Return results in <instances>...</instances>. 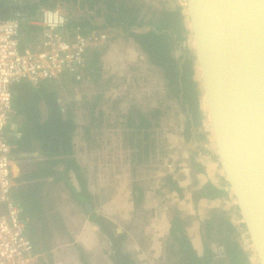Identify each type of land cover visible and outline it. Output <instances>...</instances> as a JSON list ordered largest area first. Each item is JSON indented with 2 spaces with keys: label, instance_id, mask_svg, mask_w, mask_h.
I'll list each match as a JSON object with an SVG mask.
<instances>
[{
  "label": "rangeland",
  "instance_id": "obj_1",
  "mask_svg": "<svg viewBox=\"0 0 264 264\" xmlns=\"http://www.w3.org/2000/svg\"><path fill=\"white\" fill-rule=\"evenodd\" d=\"M143 1L155 8L180 6L189 28L185 0ZM116 31H112L114 35L109 36L107 46L102 48L98 58L100 69L95 80L87 67L80 80L62 84L59 78L53 88L62 109L72 110L76 117L78 128L73 135L80 147V159L84 162V171L79 173H92L91 163L99 158L102 164L96 165L95 173L97 169L101 172L100 183L104 187L101 201L108 213L111 206L105 202L110 197L106 192L110 177L115 179L121 201H126L127 195L131 197V213L124 220L116 217L117 230L122 231L116 235L119 236L117 245L133 264H178L180 257L169 236L171 219L178 216L199 256L208 245L212 252L210 264H228L223 250L226 238L221 229V220L226 219L236 228L230 235L246 252L250 264H257L231 190L213 156L212 136L201 89L199 125L189 140L182 133L184 115L181 107L161 71L149 64L146 55L130 38ZM184 45L182 47H187L190 55L194 53L190 32ZM178 48H172L174 57L178 56ZM193 78L200 88L196 71ZM134 109L148 117L146 130L126 128L128 122L124 116ZM153 109L159 112L151 116ZM10 122L11 117L7 125ZM169 174L179 189L166 180ZM207 180L222 185L225 194L215 199L198 198V188ZM133 193L138 197L136 202ZM117 212L109 214L114 216ZM28 224L27 221L26 228ZM118 225L124 227L119 229ZM209 225L211 228L207 229ZM108 228L116 229L112 225ZM78 246H52V253L45 257L46 261L48 264H94L91 263L92 258L93 261L100 259L103 264L112 263L110 255L82 253Z\"/></svg>",
  "mask_w": 264,
  "mask_h": 264
},
{
  "label": "trees",
  "instance_id": "obj_2",
  "mask_svg": "<svg viewBox=\"0 0 264 264\" xmlns=\"http://www.w3.org/2000/svg\"><path fill=\"white\" fill-rule=\"evenodd\" d=\"M60 7L67 13V23L63 30L70 31L79 27L81 33L95 29L117 30L130 38L136 47L146 55L152 66L158 68L168 88L184 115L182 133L191 139L199 125L201 109L199 107L198 82L193 78L195 73V56L184 45L189 28L184 22V14L180 6L175 8H155L143 0H0V20L18 14L20 32L24 34L25 43L31 44L40 27L30 22L42 7ZM116 31V32H117ZM110 37V38H111ZM178 48L174 57L172 48ZM102 49V48H100ZM93 49L86 56L84 66L79 70L80 77L75 73H64L59 78L63 83L80 80L85 68L90 69L91 78L98 76L100 64L98 58L102 50ZM77 72V71H76ZM41 81L32 85L27 81L13 83L11 91V122L5 127V136L10 145L11 160L18 167V175L13 187V198L19 203L22 215L28 219V236L37 250H47L50 245L47 239L39 236L36 224L32 220V211L39 209L41 183L59 174L56 170L62 164L64 172L79 170L75 162L72 138L76 129L74 112L62 109L55 91L57 80ZM54 87V88H53ZM158 109L150 112L158 114ZM128 130H146L149 126L148 117L131 110L127 116ZM17 123V127L14 124ZM37 152L36 154L32 153ZM166 180L179 189L176 181L169 174ZM225 194L222 185L207 180L198 188V198L215 199ZM27 224V221H26ZM222 232L225 234L223 250L228 264H250L246 252L239 246L230 233L235 226L226 219L221 220ZM45 226V225H44ZM43 227V225H42ZM214 227V226H213ZM219 227V226H218ZM108 228V227H107ZM209 225L207 229H210ZM44 230V228H41ZM40 229V230H41ZM109 231V230H108ZM44 233V231H42ZM172 246H176L179 254L178 264H210L212 252L207 245L202 256H199L186 235L180 218L173 216L169 228ZM110 241L112 264H133L128 255L117 245L119 236L108 235ZM113 241V244L111 243ZM80 249V247L78 246ZM38 264H48L38 259Z\"/></svg>",
  "mask_w": 264,
  "mask_h": 264
},
{
  "label": "water",
  "instance_id": "obj_3",
  "mask_svg": "<svg viewBox=\"0 0 264 264\" xmlns=\"http://www.w3.org/2000/svg\"><path fill=\"white\" fill-rule=\"evenodd\" d=\"M185 3L213 156L264 264V0Z\"/></svg>",
  "mask_w": 264,
  "mask_h": 264
},
{
  "label": "built area",
  "instance_id": "obj_4",
  "mask_svg": "<svg viewBox=\"0 0 264 264\" xmlns=\"http://www.w3.org/2000/svg\"><path fill=\"white\" fill-rule=\"evenodd\" d=\"M67 16L58 6L42 7L39 38L22 46L18 14L0 20V264H38L39 257L12 193V160L4 132L12 114L10 86L20 81L35 86L64 73H75L78 79L88 53L100 49L111 35L108 29L65 31Z\"/></svg>",
  "mask_w": 264,
  "mask_h": 264
},
{
  "label": "crops",
  "instance_id": "obj_5",
  "mask_svg": "<svg viewBox=\"0 0 264 264\" xmlns=\"http://www.w3.org/2000/svg\"><path fill=\"white\" fill-rule=\"evenodd\" d=\"M39 19L40 13L38 11L36 16L32 18L30 22L32 25L39 27ZM38 35L39 33L34 36V39L39 38ZM24 37L26 36L20 33L21 46L25 43L23 39ZM74 120L76 122L75 115ZM14 127H17V123L14 124ZM77 128L78 127L74 130V134L77 132ZM72 144L75 162L78 165L79 170L77 173H74L72 170H69L66 173L62 170L64 169L62 168V164H58L56 170L59 171V174L55 177H49L41 183V190L39 192L41 203H39L38 210L36 209L32 211V220L36 224L39 236H42L44 240L47 239V244L50 245V249L47 250H36L34 247L35 252L39 256V260H45V257H50L52 253L51 247L56 246L57 244L70 247L74 244H79L81 247L80 252L82 253L90 255L92 253L96 255L99 253H106L107 255H110L112 251L110 241H108V235L115 236L122 232L117 230L116 217L120 220H124L131 213L133 207L131 197L127 194L128 201L127 199L126 201H121L119 199L118 194L120 193L115 187V179L110 177L108 181L109 186L106 187V192L110 197L106 199L107 201L104 200V202L106 201L105 203L111 206L109 208V213L112 211L118 212L114 216L108 213V209L102 205L101 201L102 188H104L101 187L100 183L101 172L97 169V172L95 173L96 165L98 166L102 163L99 161V158L96 157L91 163L92 173L80 174V171H84V162L80 159V147L75 140V135H73ZM36 153L37 152H33L32 154ZM12 175L14 178L18 175V167L13 161ZM14 184H16L15 179ZM138 190H140L139 187ZM136 198L138 197L134 195L135 202ZM126 202H129V205H127ZM123 213L124 215H122ZM21 216L28 221L26 215H22V211ZM111 225L116 228L114 229L115 232L112 229L109 230V228H107L109 226L111 228ZM123 227L124 226L118 225L119 229H122ZM41 228H44V230ZM42 231H44V233ZM26 232L28 235L27 228ZM51 259H53V256H51ZM94 261L91 258V263L96 264L98 261L99 264H103L100 259H94ZM110 264L112 263L110 262Z\"/></svg>",
  "mask_w": 264,
  "mask_h": 264
},
{
  "label": "flooded vegetation",
  "instance_id": "obj_6",
  "mask_svg": "<svg viewBox=\"0 0 264 264\" xmlns=\"http://www.w3.org/2000/svg\"><path fill=\"white\" fill-rule=\"evenodd\" d=\"M107 44H108V40H107L106 43L103 44V46H102L101 48H104ZM100 50H102V49H98V50H96V51H100Z\"/></svg>",
  "mask_w": 264,
  "mask_h": 264
},
{
  "label": "bare ground",
  "instance_id": "obj_7",
  "mask_svg": "<svg viewBox=\"0 0 264 264\" xmlns=\"http://www.w3.org/2000/svg\"><path fill=\"white\" fill-rule=\"evenodd\" d=\"M211 139H212V137H211Z\"/></svg>",
  "mask_w": 264,
  "mask_h": 264
}]
</instances>
